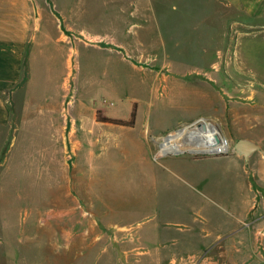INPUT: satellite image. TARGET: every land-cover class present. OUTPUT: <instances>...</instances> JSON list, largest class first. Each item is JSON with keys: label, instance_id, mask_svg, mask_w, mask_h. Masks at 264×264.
I'll return each mask as SVG.
<instances>
[{"label": "crops", "instance_id": "obj_1", "mask_svg": "<svg viewBox=\"0 0 264 264\" xmlns=\"http://www.w3.org/2000/svg\"><path fill=\"white\" fill-rule=\"evenodd\" d=\"M193 1L219 3L248 19L264 18V0H0V161L14 159L27 177L56 180L63 173L68 176L63 153L73 143V128L65 118L73 35L111 36L102 46L86 44L107 52L104 72L129 82L139 72L142 80L158 84V103L187 113L179 122L211 116L208 94L193 91L197 95L187 99L190 92L183 83L170 81L165 71L154 69L176 63L147 56L150 50L164 49V42L149 37L162 30L163 8L169 3L176 10L179 3ZM189 13L183 12L185 17H191ZM202 15L204 22L219 19L222 29L235 30L239 25L232 15L222 12ZM125 50L127 55L122 53ZM120 53L123 62L113 58ZM94 73L92 80L96 76L98 87H112L109 80L99 78L100 70ZM164 81L173 85L161 93ZM98 87L92 94L94 102L101 98ZM78 96L75 114L82 145L105 148L114 144L127 148L128 154L130 147L152 154L134 158L137 174L131 191H113V205L129 206L112 208L177 212L179 221L149 228L151 238L144 240L159 243L153 248L159 253L156 257H192L199 264H264V152L252 154L249 164L235 151L225 155L166 154L157 160L163 135L175 129L153 124L154 100H132L131 112L120 115L98 106L89 109ZM134 110V126L102 121L98 116L128 121ZM244 117L254 119L249 112ZM140 118L143 128L139 130ZM27 162L33 173L25 171ZM48 186L56 188V183ZM97 198L101 201L103 194L99 192ZM66 210H73L72 205ZM134 228L131 224L130 230ZM164 251L168 253L162 254Z\"/></svg>", "mask_w": 264, "mask_h": 264}, {"label": "rangeland", "instance_id": "obj_2", "mask_svg": "<svg viewBox=\"0 0 264 264\" xmlns=\"http://www.w3.org/2000/svg\"><path fill=\"white\" fill-rule=\"evenodd\" d=\"M172 5L168 3L170 8L162 7L166 16L161 32H152L149 36L164 42V49L150 50L147 56L159 59V62L170 60L176 63V66H157L154 69L165 71L170 81L183 83L185 91L190 92L187 99L197 95L193 91L208 94L212 102L209 108L211 116L189 118L185 124V120L179 122L187 113L185 116L183 111L169 110L164 102L158 103V84L153 86L151 81L142 80L139 72L130 82L115 77L113 72L107 75L104 72L107 52L86 45L102 46L105 42L97 41L96 35L92 34L76 36L71 54L72 81L69 84L76 88L71 110L77 128L72 136V146L63 153L70 174L65 178L63 173L62 178L56 180L27 177L22 173L23 168L18 170L14 159L0 161V264H199V260L192 257H156L159 253H155L153 248L159 243L144 240L148 236L151 238V225L179 221L181 218L176 211L135 212L112 208L129 206L113 205V191L119 194L124 189L131 191L137 174L135 164H132L134 158L152 154L135 147H130L128 154L127 148L114 144L105 148L84 146L77 136L80 124L75 114L78 95L89 109L98 106L120 115L130 111L132 100L142 103L150 99L157 105L154 107L153 124L174 128L170 132L172 136L177 129L195 121H213L218 132L231 145L229 149L214 153L189 152L192 147L184 139L191 131H199L198 124H195L197 130L190 128L185 131V136L178 138L182 146L189 144L181 153L225 155L234 152V143L242 137L254 139L264 149V18L248 19L219 3H179L176 10L171 8ZM209 11L232 15L234 21L239 22L238 27L235 30L222 29L220 20L216 18L204 22L202 14ZM183 12H190L192 16L185 17ZM103 37L111 39V36ZM204 47L209 50H203ZM122 53L128 54L127 50ZM113 58L123 62L124 57L120 53L114 54ZM99 70V78L109 80L112 87L108 84L98 87L96 76L92 80L91 73L94 71L96 74ZM170 81L160 84L161 93L173 85ZM97 87L101 98L94 102L92 94ZM246 112L253 115L252 121L246 120ZM16 116L14 113V118ZM142 128L143 119L140 118L138 129ZM15 149H11L12 153ZM157 149V160H162L166 154H178L176 150L163 152V146ZM28 163L25 171L33 173ZM50 182L56 183V188L49 189ZM99 192L103 194L101 201L97 200ZM71 205L73 210H66ZM53 208L56 209L51 210ZM131 224L135 226L133 231L130 230ZM162 249L167 248L163 246ZM167 253L162 252L164 255Z\"/></svg>", "mask_w": 264, "mask_h": 264}, {"label": "bare ground", "instance_id": "obj_3", "mask_svg": "<svg viewBox=\"0 0 264 264\" xmlns=\"http://www.w3.org/2000/svg\"><path fill=\"white\" fill-rule=\"evenodd\" d=\"M185 131L186 130L177 131L175 133V136H172L170 140L163 146V151H181L184 147H187L189 144L187 146H182L181 143H178V138L185 136ZM189 134L190 135L186 139L187 141L185 139L184 141L189 142V147H192L191 149L194 150L207 149L219 152L222 150L229 149L231 146L229 141L223 138L222 135L216 129L208 128L206 131H191V133ZM196 141H198L199 143L194 144V142Z\"/></svg>", "mask_w": 264, "mask_h": 264}, {"label": "water", "instance_id": "obj_4", "mask_svg": "<svg viewBox=\"0 0 264 264\" xmlns=\"http://www.w3.org/2000/svg\"><path fill=\"white\" fill-rule=\"evenodd\" d=\"M195 124H198V127H199V130H202V131H206L208 128H211V129H216L218 131V126L215 122L213 121H209V123H205V122H199L198 121H195L193 122L191 125L189 126H186V127H183V128H179L177 129L176 131H181V130H190V128L192 130L196 129L197 128L194 126ZM172 134L173 133H168L166 136H164L162 138L163 140V143H162V146H164L169 140L170 138L172 137ZM233 150L239 154V155H242L244 157V160H245V163L246 164H249L250 162V157L252 154H254L255 152L257 151H260V152H264V149L262 148V146L257 142L255 141L254 139L252 138H248V137H242V138H239L233 145ZM189 152L191 153H197V152H216V151H206V150H194V149H190L188 150ZM185 152V151H183ZM175 153H181V151H175Z\"/></svg>", "mask_w": 264, "mask_h": 264}, {"label": "built area", "instance_id": "obj_5", "mask_svg": "<svg viewBox=\"0 0 264 264\" xmlns=\"http://www.w3.org/2000/svg\"><path fill=\"white\" fill-rule=\"evenodd\" d=\"M95 37H96V40L99 42L105 41V39H109L108 37L105 38L103 36H95ZM72 38L75 39L76 36L73 35ZM87 39L91 40V38H87ZM70 77H71V69L69 70L67 80H66L68 83H67V96H66L67 103H66V109H65V118L67 122L71 124L73 128V134H74V129H76L77 126H76V119L72 114L71 108L75 101L76 88L73 85L69 84V82L72 81V77L71 78Z\"/></svg>", "mask_w": 264, "mask_h": 264}, {"label": "trees", "instance_id": "obj_6", "mask_svg": "<svg viewBox=\"0 0 264 264\" xmlns=\"http://www.w3.org/2000/svg\"><path fill=\"white\" fill-rule=\"evenodd\" d=\"M100 114L101 113H99V115ZM99 119L102 120V121H108V122H113V123H118V124L128 125V126H134L135 125V119H136V113H135V110H134L133 113H132L131 119L128 120V121L122 120V119H112V118H109V117L101 118V116H99Z\"/></svg>", "mask_w": 264, "mask_h": 264}]
</instances>
